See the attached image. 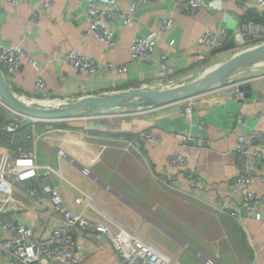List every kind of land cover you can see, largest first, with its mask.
I'll use <instances>...</instances> for the list:
<instances>
[{"label":"crops","instance_id":"obj_1","mask_svg":"<svg viewBox=\"0 0 264 264\" xmlns=\"http://www.w3.org/2000/svg\"><path fill=\"white\" fill-rule=\"evenodd\" d=\"M172 1L150 0L135 13L130 25L119 28L115 45L108 48L84 32L87 24L80 16V0H53L47 13L35 23L30 17L33 12H40L42 0H18L16 7L0 0V42L21 46L34 55L44 68V95L58 105L115 95L128 87L160 90L194 82L207 74L195 70L198 64L194 59L197 53H208L198 45L204 29L232 30L247 19L264 25V18L254 14L251 1L240 4L238 0L227 3L205 0L204 7L191 14L174 12ZM168 15L173 16L174 22L161 36L158 49L174 60L179 73L161 86H151L152 69L146 61H130L129 45L135 35L157 29L160 20ZM71 17L75 22H70ZM73 49L114 66H125L126 73L100 69L94 77L83 75L61 60ZM237 71L248 74L246 77L258 78L259 82L247 84L251 86L250 98L233 100L217 94L207 105L196 103L192 119L184 116V104L180 101L141 107L146 111L121 119H79L92 112L111 110L79 109L66 115L72 119L38 123L32 133L36 161L60 173L53 181L71 211H84L93 220L99 218L90 207L77 202L80 191L86 192L92 197L94 207L170 257L169 264H206L207 260L213 264H264V151L251 187L263 202L256 213L245 209L241 193L233 183L238 173L233 152L237 137L247 136L254 128L264 134V94L259 89L264 87V78H261L264 60ZM8 82L15 91L30 96L35 90V71L23 64ZM25 101L33 102L30 107L43 109L36 100ZM129 101L139 107L138 98ZM50 107L44 110L57 109ZM237 114L244 117L242 123H236ZM199 118L206 122L201 130L194 123ZM3 124L0 122V127ZM28 130L24 128L14 135L2 132L0 153L15 156L19 149L26 152L32 149L33 141L25 140ZM146 130L158 134L161 143L141 140L140 135ZM181 131L188 133L182 152L194 182L183 172H175V177H171L174 169L168 157L175 149V135ZM133 139L135 145L127 146L126 142ZM125 146L132 151L130 162L125 161L128 156L123 151ZM58 151L64 153L59 159ZM83 169L89 172L84 174ZM32 187V182L16 183L11 208L19 210L21 224L33 228L44 239L58 219L49 199L36 197ZM216 201L237 213L217 209ZM74 235L81 247L80 264H126L104 235L80 230L74 231ZM0 264L12 263L1 254Z\"/></svg>","mask_w":264,"mask_h":264},{"label":"built area","instance_id":"obj_2","mask_svg":"<svg viewBox=\"0 0 264 264\" xmlns=\"http://www.w3.org/2000/svg\"><path fill=\"white\" fill-rule=\"evenodd\" d=\"M12 7H16L18 0H4ZM82 11L80 16L86 21L85 33H90L97 42L111 48L115 45L117 32L120 27L130 25L134 20L135 13L150 0H80ZM205 0H173L171 9L182 14H191L204 7ZM227 3L230 0H220ZM251 1V7L256 16L264 18V0H238L240 4ZM53 4V0H42L40 12H33L31 22H37L42 14L47 13ZM70 22H75L71 17ZM172 15L160 20L155 30H149L144 34H137L129 45V59L133 63L146 61L154 73L151 86H161L171 78L178 75V67L174 60L166 53L160 52L158 42L161 36L173 25ZM84 34L82 35V37ZM232 46L226 50H220L227 43ZM173 45V41H169ZM198 45L206 48L207 54L197 53L194 55L196 69L198 72L209 73L225 60L264 45V25L255 19H247L241 22L235 29H204L198 39ZM62 62L88 77L98 75L100 69L110 73H126L125 66H114L110 62H102L82 54L77 49L70 50L62 57ZM23 64L31 66L35 71V90L28 96L15 91L8 80L16 73ZM43 67L34 55L25 48L18 45H9L0 42V73L8 89L16 97L25 100H36L38 103L52 101L45 93L46 82L43 77ZM235 71L227 76L220 84L226 82L223 87L211 86L202 93L181 100L183 102L182 113L188 119L193 117V107L196 103H211V99L217 94L233 100H244L240 88L247 84L259 82L258 78H250ZM264 78V74L261 75ZM225 80V81H224ZM129 84L128 86H131ZM253 85V84H252ZM133 88V87H128ZM260 92L264 94V87L259 86ZM180 102V101H177ZM176 102V103H177ZM161 105V104H158ZM151 107V106H150ZM0 108L4 111L7 122L0 127V131L14 135L24 128L29 129L25 140L33 141L32 149L29 151L18 150V154L0 153V255H4L12 264H80L79 253L81 247L75 238L74 231H94L104 235L110 242L118 257L126 264H169L171 258L149 243L131 228L125 227L109 214H105L94 207L92 197L84 191H80L77 202L90 207L99 218L92 219L84 211H71L64 203L58 186L54 183L60 173L50 165H41L36 161L35 140L33 131L38 123L50 124L53 121H63L73 117H62L51 119L20 113L7 107L0 99ZM150 109V108H148ZM119 110V111H118ZM122 109H111L101 113L92 112L79 119L91 118H117L121 119L128 114ZM146 111L138 107L135 113ZM236 123H242L244 117L241 114L235 116ZM198 129L206 127L204 119L199 118L194 122ZM85 129V128H84ZM140 139L153 144H160L161 137L151 130H146L140 135ZM175 149L168 157L170 167L175 172H183L186 177L194 182L195 178L187 168V161L183 155L182 148L188 140V133L181 131L175 135ZM136 140L128 141L127 146L135 145ZM133 144V145H132ZM264 134L258 129H252L245 137L238 136L233 152L237 157V175L234 186L241 193L243 206L248 211L256 213L263 202L251 190L255 181V174L259 162L263 159ZM64 155L58 151V159ZM84 174L88 173L83 169ZM18 182H32L31 192L36 197L46 196L52 205L53 212L57 215V225L51 229L50 234L42 239L36 235L33 228L19 222V210L11 208L14 202L12 194L13 187ZM215 207L221 211L230 212L235 215L234 209L216 201ZM206 264H213L207 260Z\"/></svg>","mask_w":264,"mask_h":264},{"label":"water","instance_id":"obj_3","mask_svg":"<svg viewBox=\"0 0 264 264\" xmlns=\"http://www.w3.org/2000/svg\"><path fill=\"white\" fill-rule=\"evenodd\" d=\"M231 46L232 42H229L220 50H226ZM263 60L264 45L237 54L225 60L217 67H215L214 70L210 71L200 79L188 84H178L176 87L160 90H143L133 87L111 96L95 98L88 97L66 103L56 102L59 108L53 111H46L44 109L30 107L29 104H32L33 102L30 103L23 101L22 99L13 95V93L6 86L0 73V99L7 107L14 109L20 113L44 118H62L72 111H76L79 109H122L128 104L129 99L132 98L140 99V101L138 102L139 107H150L158 104L174 103L194 97L207 90L211 86L221 82L234 71ZM240 91H247V93L245 92L243 96L244 98H250V85L242 86L240 88Z\"/></svg>","mask_w":264,"mask_h":264},{"label":"rangeland","instance_id":"obj_4","mask_svg":"<svg viewBox=\"0 0 264 264\" xmlns=\"http://www.w3.org/2000/svg\"><path fill=\"white\" fill-rule=\"evenodd\" d=\"M191 82V81H189ZM133 101H136V100H133ZM136 104H134L132 102V104H129L128 106H125L124 108H122V111H125L128 115H131L132 113H135L136 112V109L138 108L137 106H135ZM2 108H0V111L4 112L3 110H1ZM127 110V111H126ZM51 119H59V117H56V118H51ZM97 146V145H96ZM123 149V148H122ZM124 153H126L128 156H126L127 158L125 159L126 162H130V159H132L133 157L130 156V153H132V151L129 150V148H127L125 146V150L123 149ZM122 151V152H123ZM134 160V159H133ZM119 163V161H118ZM113 165V164H112ZM113 169V168H112ZM114 170V169H113ZM116 171V170H114ZM89 172V171H88Z\"/></svg>","mask_w":264,"mask_h":264},{"label":"trees","instance_id":"obj_5","mask_svg":"<svg viewBox=\"0 0 264 264\" xmlns=\"http://www.w3.org/2000/svg\"><path fill=\"white\" fill-rule=\"evenodd\" d=\"M129 104H132V101H129L126 106H128ZM41 105H42L43 109H49V108H51L50 105H52V106H54L56 108H59L58 105H56L55 103H52L51 101L43 102V103H41ZM33 107H35V106H33ZM85 110H89V109H85ZM90 111H99V110H97V109H90ZM3 115H5V114H4V112L1 111L0 112V122L5 124L6 123V118ZM0 133H1L0 134V140H2V137H3L2 136V132L0 131Z\"/></svg>","mask_w":264,"mask_h":264}]
</instances>
